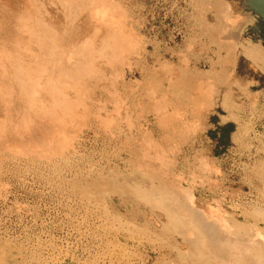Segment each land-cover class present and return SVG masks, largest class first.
<instances>
[{"label": "rangeland", "instance_id": "rangeland-1", "mask_svg": "<svg viewBox=\"0 0 264 264\" xmlns=\"http://www.w3.org/2000/svg\"><path fill=\"white\" fill-rule=\"evenodd\" d=\"M222 1L223 2L226 1L231 4L230 5L227 3V5L224 6V8H226L225 9L226 13H228L229 17L228 16L227 17L230 19V22L227 19L223 20V18H221L218 15L219 13L218 9L214 6L217 3L215 0H118V1L115 0L114 3L118 4L119 2L120 4H118V6L121 5L120 6L121 9L125 11L123 13H127L124 14L127 16V17L125 16L126 19L128 18V20H125L127 31H129V33L134 36L136 35L135 37L131 35V39L134 40L135 38H137L135 39L137 41L134 40L133 43L135 44L134 45L132 44L131 46L132 48L135 46L134 49L131 48L132 53L134 54L132 55L134 57L133 58L131 57L128 63L122 66L120 65L118 67L119 69L117 70L120 72L119 75H117L118 73L117 71L116 76L115 75L112 76V78L115 79L116 83L117 80L121 82L118 81L119 84L118 83L116 84L114 79L111 78L112 83L113 84L115 83L116 86L113 84L111 86L110 85L108 86L107 84V89L105 88L106 89L105 91L108 90L110 91L109 93L107 92L105 93L103 91L104 90L103 88H99V87L96 88L97 86L91 88L90 91L93 93H91L90 95H92L93 98L94 95H96L95 97L98 98L100 97L99 98L100 101H95L96 99L98 100V98H95L93 100V98H91L90 96L89 99L91 101L87 98V105L89 107L94 106V108L92 109H95L96 112L97 111L100 112L96 113L94 110H91L88 107V110L91 112L89 111L84 112L85 114L82 115L85 108L79 109L82 110V112L79 111V116L73 118L71 120L73 122L71 123L69 122V125L67 124L66 128H64L63 133L66 136L64 142L63 139L65 136L61 135L62 131H59V133L60 132L61 133L58 134V132L54 133L52 131L48 132V130H46L47 131L46 134L44 133L46 132L45 130H41L44 133L43 134L39 130L36 131L34 130L35 134L33 133L32 135L34 136H32L28 134V132L30 133L33 132L31 128H28L29 130H31L28 132L26 131L27 128L26 129L21 128L22 130L25 131V132H21L18 130V128L13 129V127L11 126V129H9L8 126L7 127L8 130L7 128L4 129V131L6 130L5 131L6 133L1 132L2 130L0 129L1 130L0 137H2L0 138L1 150L2 149L4 150V148L5 147L7 148L8 146L11 148L14 144H16L17 141V143L19 144L21 143L20 144L21 147L19 144H16V146L14 145L15 149L16 147L19 146V148H21L20 151H22L25 145L29 146L31 139H33V141L30 143V146L32 148L34 147L33 148L34 150L38 146L37 148L38 150L36 149L37 151H39L38 154L40 153L41 150L42 151L48 150V152L46 151L47 153L45 154L44 153L43 154L40 153L42 155L39 154L40 155L39 157L41 159L36 154H33L34 153L33 149L30 148L31 151L33 150L32 152L27 148L25 149L26 146L23 149L25 151L24 152L25 154L23 155V151L21 152L22 156L20 155L21 153H16V155H14L15 152H17L19 149L17 148L14 151V146L12 147L13 151L11 150V153L14 154L9 153L10 151L9 149H8L9 151L0 152V158H2L0 159V187H1L0 188V264H41V263L42 264H86L87 262H88L87 264H94V263L121 264L122 262H123L122 264H133V263L151 264L150 263L151 261L152 264H158V263L188 264V261L195 256V252L192 250V248L189 249L188 244L186 243V241L184 240L185 238L183 237L192 236L191 238H194L196 237L195 234H192L186 230L182 231L183 234L181 233L179 234V232L177 231L176 233L178 235L169 234L170 237L168 236V234L160 235L156 233L154 236L153 233H151L157 224L156 222H158L159 220V216L156 214H153L152 216V214L149 212L150 211L148 209L149 206L146 205L148 199L142 200V194H141L142 189L140 188H142L143 185L145 188L151 189L153 185L150 183V179H154V176L155 179H157L156 177L160 175L161 171H164V174H166L165 176L163 172L161 174L162 175L161 178L163 180L165 179L164 181H166V179L168 181L170 178H171L170 180L174 181V177L176 176H178L179 179L182 178L181 181L184 187L186 188V191L188 190L189 191L188 193H190L191 191L196 196V200L201 205L213 209L215 208L214 210L217 209L216 211L219 210L218 212H220V214L227 221V223L231 225H237L240 228V231L245 230L244 229L245 228L244 226L246 225L245 223L255 224L256 221L262 222L264 220V199H263L264 198V178H263L264 177V37L261 35L260 32H254L252 30V27H254L257 23L256 15L253 13V11L246 9L244 5V0H229V1L222 0ZM216 32L219 34H217ZM261 32L264 31L261 30ZM167 62H169V64ZM170 72L175 75L171 74ZM172 75L174 76V78L172 77ZM199 80L203 82V85L202 83L199 82ZM197 81L199 83H197ZM193 83L197 84L196 85L197 87L194 85L196 87V88L194 87L195 89L193 88V86H191V84L193 85ZM198 84L201 85V88L198 87ZM113 87H115L116 91L113 89ZM122 88L124 90L127 88L128 90L126 89L125 91H123ZM152 88L154 91L152 90ZM198 88L200 90H198ZM204 88L208 90L209 92V94H207L208 96L211 94L210 98L213 105V109L212 111L206 114H201L199 111H197L198 110L196 108L197 106H195L196 103L193 105L192 100H194L196 96L202 93L204 91ZM129 89L131 90V93ZM193 89L195 90V92H193L194 91ZM146 90L149 91L152 90L151 92L153 93L149 94V91ZM207 90H205L204 92L208 93ZM118 91L119 93L120 91L121 93L122 92L123 93L122 94L120 93L121 94L120 95ZM187 91L190 93V95ZM110 93L111 95L118 93L117 96L119 97V99H117L118 97L116 95H113V97L115 96L116 101H112L114 100V98L111 97V95L110 96L108 95ZM147 94L151 95V97H147ZM163 94H165L166 96H164ZM144 95H146V97ZM163 96H164V100H163ZM188 96L190 97L192 96V98L193 97L194 98L192 99ZM102 98H103V102H102ZM104 98H106L105 102H104ZM152 98H156V99H152ZM122 99L123 100L126 99V100L122 101ZM109 100L111 102H109ZM182 100L184 102H182ZM149 101L151 103L152 101H154V104L153 103L151 104ZM155 101H157V103L159 101L157 106L155 105L156 104ZM163 102H165L164 103L165 105L163 104ZM183 103L186 107L183 105ZM100 104L106 106V109L108 111L105 109V107L99 108L98 106L102 107V105ZM128 104L130 105V107ZM173 104H175L174 105L175 107L173 106ZM96 105H98L97 108ZM152 105H154L155 110L153 109ZM187 105H189V107H187ZM114 106L117 108L119 106L118 110L117 108L115 109ZM163 106L167 107V108L164 107L166 108L167 111L171 110V112L175 113V116H177V114L179 113L178 111H181V113L179 114L180 116H177L180 118V119L178 118L180 122H182L181 118L183 119V122H185L188 119L186 121L187 123L185 122L182 124L179 123V120L174 117L175 121L173 119L171 128H176L178 130L176 131V129H169V131L172 132V135L167 129L170 127L162 126V124L160 125V122L157 121L158 119H160V116L158 115L159 117L157 119V115H155L156 112L158 113L160 112ZM120 108L122 110H120ZM158 108L159 110H157ZM164 108L163 110H165ZM86 110L87 108L85 109V111ZM109 110H111L110 112L114 117L110 115ZM114 110L115 113L114 112L112 113V111ZM172 110L174 111L177 110V111L174 112ZM182 111L185 114H183ZM118 112H120L119 113L120 115L117 114ZM191 112L193 113L192 115ZM108 113H109V117L106 116L108 115ZM181 114L185 116L183 117ZM80 115L82 116L80 117ZM85 115L87 117H85ZM95 115L97 117L100 115L101 119H99L100 116L97 118ZM102 115L104 116V119L102 118L103 117ZM118 115L119 117L121 116L119 118L120 121L117 119ZM125 115L128 116L125 117ZM193 115H195L196 117L195 116L193 117ZM154 116L156 117V119H154L155 118ZM222 116H226L227 118L226 121L221 120ZM79 117L82 120L79 121L83 122L84 123L83 125L81 122H80L81 124L78 122ZM95 117L97 118L98 122ZM191 117H192L191 120H194V123L193 122L189 123L191 125V128H189L190 125L187 124ZM105 118L108 120V123L106 122ZM124 118L126 119L128 125L131 124L135 126V127L133 126L135 130L132 128L131 131L130 127L132 126L129 127L126 126V121H124ZM128 119L130 120V122H128L129 121ZM109 120L114 125H110L111 122ZM153 120L156 121L154 122ZM176 120H178V122ZM131 121H133V123L137 121V123H135L137 125L131 123ZM157 122L160 126L159 125L157 126ZM95 123H97L98 125L97 124L95 125ZM101 123L103 125L107 123L106 129L109 128L108 129L109 131L106 130L104 128L106 126L103 127ZM174 123H176V125ZM177 123H179V125ZM100 124L102 125L101 127ZM141 124H143L144 126ZM185 124L187 125L186 127ZM183 125L185 128L183 127ZM178 126H180L181 128ZM145 128H147L146 129L147 132H145L146 131ZM186 128L188 129L186 130ZM141 129L143 130L140 131ZM9 130L12 131L10 132ZM16 130L18 134L16 133ZM76 130L77 131L79 130V132H77ZM129 130L131 133H129ZM179 130H181V132ZM163 131L167 132L165 133V136L163 134L164 133ZM173 131L176 134L173 133ZM183 131L185 133H183ZM67 132L70 134H68ZM72 132L74 133V135L76 134L75 135L76 139H73V137L75 138V136L73 135ZM20 133L23 135V138L21 137L22 140H26V141H22L20 138L19 139L16 138V136L20 135ZM38 133L42 134L41 135L42 137L44 135V137L42 138L43 140L41 139V141H39L41 136L40 134L38 135ZM49 133H51L50 135H53V133L54 135L56 134L58 135H56V137L49 136V140H47L48 138L44 140L45 136L47 137ZM135 133L139 136H137ZM138 133L140 134L142 133V134L140 135ZM146 133L150 135V137L146 135ZM143 134H145V136L149 138L147 139L145 137H142ZM24 135L27 136V138L30 136V138L27 139L25 137L26 138L25 139ZM133 135L135 138L133 137ZM57 136L58 138L60 137L61 139H58ZM81 137L82 139H80ZM127 137L129 140L127 139ZM166 137H168L169 139L167 138L168 141H166L167 140L166 139L165 140L166 143H165L163 140ZM77 138H79V140ZM141 138L147 139V142L146 140L144 141L146 143L150 144V142L151 143L153 142V144H150V146L154 147V150L157 152L156 155L159 154L160 156L161 150L167 151V152L161 151L162 153H166V157L163 154L164 155L163 157H165L166 159L165 158L161 159L160 157L162 155L159 157V159L157 156V160L161 161V165H160V161L156 162L157 161L156 159H155L156 161H153L154 159L152 157L154 158L156 157L153 156L155 155V153L153 154V152L155 151L151 148L153 150L151 155L150 153L152 150L150 151L149 148L148 149L146 148L148 147V144L147 146L146 144H143ZM162 138L164 139L162 140ZM150 139L151 141L148 142V140ZM9 140L12 141V144H13V140L15 143L12 146H10L11 144L9 143L11 142H9ZM50 140L52 141L51 143H53L54 140L57 143L54 142L52 144L53 146L50 145L49 147L47 141L50 142ZM125 140H127L128 142ZM5 141L6 142L8 141V143H6ZM43 141H45L46 143H44ZM69 141L71 142V144L69 143ZM137 141L139 142L137 143ZM157 141L159 142L158 145L161 144L163 147L160 145L161 148H159L157 145L158 143ZM33 142L34 144L37 145L36 148ZM41 142L43 145L41 144ZM141 142H142L141 146L143 147H140ZM3 143H6L7 146L3 145ZM22 143L24 144V146H22L23 145ZM39 143L40 146L38 145ZM67 143L70 145H68ZM46 144L48 145L47 148H46ZM125 144L128 145L129 147L126 146ZM132 144L133 145L136 144L134 147V148L137 147L136 151L133 148ZM72 145H75L74 148H72L73 147ZM123 145L126 147H124ZM43 146L45 147L43 148ZM157 147L159 149H157ZM142 148H144V150L143 151L140 150L139 153L137 150ZM51 149H53L52 152L50 151ZM26 150H28V152L30 151L31 154H28ZM37 151L35 152L37 153ZM49 151L51 152V154L49 153ZM130 151L133 153L131 154ZM134 151L135 153L138 152L139 154L138 153H137L138 155L135 154ZM144 151L149 153V154L146 153L149 157L145 155ZM65 153L67 154V156ZM142 153H143V157L145 155L144 158L141 156ZM32 155L36 156L37 158H34V156ZM43 155L46 156L44 157ZM42 158L44 159L42 160ZM45 159L46 160L49 159V160L46 162ZM53 159L56 160L54 161ZM141 159L144 161L147 159V162L146 161L143 162ZM131 160L132 162L135 161L134 164L131 162ZM149 160H152V162H150ZM205 160L207 161V164L205 166L206 171L205 170L202 171L205 167L202 166L201 169L200 164L201 162H203L204 164L203 163L202 164L205 165L206 163ZM69 161L72 168L68 164ZM163 162H167V163H163ZM33 163L34 164L37 163L36 165L38 166L36 165L33 166L34 165ZM144 163L145 166H143ZM46 164L49 166L46 167L47 166ZM66 164L68 165V167H66L67 166ZM80 164L83 165L82 168L85 169L81 170ZM158 164L160 165L159 168L161 167L160 171L155 170ZM58 165L60 166V168ZM195 165L196 166L199 165L200 167L197 168ZM207 165L210 168L207 167ZM139 167L140 169L142 168V170H140ZM52 168L54 170H52ZM148 168H150L151 171ZM145 169L146 171H144ZM41 170L43 172L44 171L46 172L43 173ZM152 170L156 171L158 175L154 174L156 172H153ZM94 171L96 173L98 171L99 172L96 174ZM145 173H148V175ZM21 176L23 179L21 178ZM178 177H176V179H178ZM27 178L32 180L26 181L28 180ZM206 178H208L207 179L208 182L206 181ZM55 180H57L58 182ZM185 180L188 182L186 183ZM202 180L204 182H202ZM200 181L202 183H199ZM47 184L49 186H47ZM8 185L11 187H8ZM101 185L105 187L102 188ZM61 186L63 189L61 188ZM64 186L67 187L65 188ZM54 187L55 188L57 187L56 190L53 189ZM59 187L61 188V191ZM115 187H119L120 189L118 188V190H115ZM57 189H59V192L56 193V191H58ZM64 189L65 191L66 190L67 191L66 192L63 191ZM164 189L167 190L168 187H166L165 185H163V187H159L158 189L159 192H157L158 196L157 194L156 195L153 194V196L151 195L149 196V198L154 197V199L152 198V200L159 202L158 201L160 200L159 193H161L160 190H164ZM93 194L95 195L93 196ZM101 198L104 200H102ZM90 199H92L93 201ZM81 200H83V202ZM57 201L59 203H57ZM128 202L131 203L129 204ZM139 203L140 205L138 206ZM68 205H70L71 208H69ZM78 207L79 209H76ZM100 207L103 208L101 209ZM86 208H88L89 210L88 209L86 210ZM134 208L136 209L134 210ZM68 209H70L71 212H69ZM64 210H66L68 213ZM78 213L81 214L79 215ZM222 213H224L225 215ZM244 214L249 215L250 219L248 221L244 220L243 218ZM106 215H109V217ZM139 216L141 218L143 216L146 217V219L147 218L148 219L142 220ZM84 217L86 218L89 217V218L85 220ZM77 218L79 219L77 220ZM77 221L80 223L77 224ZM113 221L116 224L118 223L119 225L118 224L116 225ZM93 222L95 223L98 222L97 223L98 225ZM87 223L89 224L87 225ZM126 224H128L127 227ZM133 225H136L137 227L135 226L134 229ZM75 226L78 227L75 228ZM86 226L89 227V230L88 227ZM147 226L150 228H148ZM178 227L182 228L181 226H176L175 229L178 230ZM129 228H131L132 230ZM140 229L141 230L144 229V230L140 232ZM113 230L115 231V233ZM145 231L147 232V234L143 233ZM87 234L90 236H88ZM141 234L142 237L146 236V238L145 237L142 238ZM111 235H113V237H111ZM136 235L137 236L139 235L138 237L142 239L139 240V238ZM164 237L165 240H163ZM132 238H134V240ZM66 239L69 240L67 241ZM108 240L110 241V243ZM111 243L113 244L111 245ZM107 245L109 248L106 247ZM157 247H160L161 250L156 251L155 248ZM177 247H180L182 251H180V249H178ZM108 249L109 251H107ZM111 249L113 252H111ZM93 252L95 254L98 255L100 254V255L99 256L95 255ZM102 253L104 254V256L102 255ZM131 253H133L132 256ZM134 253H136L137 257L134 256L135 255ZM92 255L95 256L92 258ZM185 255L188 256L190 259H187L188 257H186ZM125 256L127 259L125 258ZM70 257H72V259ZM163 257L164 259H162ZM107 258H109L110 261ZM118 260L120 261L118 262ZM45 261H47L48 263H46ZM96 261L99 263H97ZM128 261H130L131 263Z\"/></svg>", "mask_w": 264, "mask_h": 264}, {"label": "bare ground", "instance_id": "bare-ground-1", "mask_svg": "<svg viewBox=\"0 0 264 264\" xmlns=\"http://www.w3.org/2000/svg\"><path fill=\"white\" fill-rule=\"evenodd\" d=\"M115 1V0H114ZM114 1L112 0H0V130L1 132H5L4 129H6L8 126H9V129H11V126L13 127V129H17L21 132H25L24 130H22L23 128H27V132L28 131H31L29 130L28 128H31L33 130L32 133L28 132L29 135H32L34 133V130H39L41 133H43L41 130H48V132L52 131V132H58L59 131H64V128H66V125L68 124L69 125V122H73L71 121L73 118H76V116H79V111L82 112V110H79V109H83V108H87V110L83 111V114L84 115L85 113L84 112H88V105H87V98L89 99V97L92 95H90L91 92V88H93L94 86L96 88H103L104 92L106 93H109L110 91H105L107 89V84L108 86L112 85V76H116V72L118 71L117 69H119L118 67L121 65H124L126 63H128V61L131 59V57L133 58L134 54L132 53V50H131V46L132 44L134 45L135 43L134 40L137 39L135 38L134 40L131 39V35L129 33V31H127V28H126V21L125 20H128V18L126 19V15L124 14H127V13H123L125 11H123L121 9V5L118 6V4H120L118 2V4L114 3ZM118 1V0H116ZM216 4L214 5L217 9H218V15L224 19H227L229 20L230 22V19L228 18V13H226L224 6L227 5L228 2L226 1H222V0H215ZM229 1V0H228ZM226 2V3H225ZM230 4V3H228ZM231 5V4H230ZM203 6V5H202ZM229 6V5H228ZM206 8V7H205ZM228 8V7H227ZM232 8V7H231ZM230 12V11H229ZM126 16V17H125ZM228 16V17H227ZM233 16V15H232ZM234 18V17H233ZM226 20V22H227ZM232 22V21H231ZM239 22V21H238ZM231 26V25H230ZM227 27V26H226ZM218 29V28H217ZM226 29V28H225ZM215 30V29H214ZM221 30V29H220ZM239 31V29H238ZM131 32V31H130ZM214 32V31H213ZM217 33V32H216ZM223 33V32H222ZM134 34V33H133ZM219 34V33H217ZM134 36V35H132ZM136 36V35H135ZM134 36V37H135ZM220 36V35H219ZM133 37V38H134ZM144 37V36H143ZM141 39V38H140ZM223 39V38H222ZM142 40V39H141ZM137 41V40H135ZM217 41V40H216ZM140 42V41H139ZM221 42V41H219ZM234 43V42H233ZM220 44V43H219ZM222 44V43H221ZM228 44V43H227ZM226 44V45H227ZM218 45V44H217ZM235 45V44H233ZM232 46V45H231ZM135 47V46H134ZM134 47L132 49H134ZM134 51V50H133ZM135 52V51H134ZM230 52V51H229ZM138 53V52H137ZM232 53V52H231ZM230 53V54H231ZM133 54V55H132ZM229 54V53H228ZM136 55V54H135ZM184 55V54H183ZM226 55V54H225ZM137 57V56H136ZM133 60V59H132ZM189 60V59H188ZM134 61V60H133ZM169 64V62H167ZM184 64V63H183ZM166 65V64H165ZM172 65V64H171ZM129 66V64H128ZM164 67V65H163ZM185 67V66H184ZM162 68V67H161ZM121 69V67H120ZM130 70V69H129ZM169 71V70H168ZM174 72V71H173ZM119 71L117 73V75H119ZM125 73V72H124ZM171 73V72H170ZM156 74V73H155ZM173 74V73H171ZM124 75V74H123ZM175 75V74H173ZM172 75V77L174 78V76ZM121 76V75H120ZM168 76V75H167ZM122 77V76H121ZM112 78V79H111ZM116 78V77H115ZM118 78V77H117ZM120 78V77H119ZM169 78V77H168ZM117 80V79H116ZM172 80V79H171ZM115 81V79H114ZM119 80H117V83H118ZM124 81V80H123ZM137 81V80H136ZM121 82V81H119ZM139 82V81H138ZM175 82V81H174ZM195 82V81H194ZM200 83H202L203 85V82L199 80ZM197 81V83H199ZM206 82V81H205ZM116 83V81H115ZM113 84L116 86V84ZM190 83V82H188ZM119 84V83H118ZM168 84V83H167ZM197 84H194L193 85L191 84V86H193V88ZM118 86V85H117ZM207 86V85H206ZM205 86V87H206ZM120 87V85H119ZM122 87V86H121ZM126 87V86H125ZM128 87V86H127ZM131 87V86H130ZM197 87V86H196ZM195 87V88H196ZM198 87L201 88V85L198 84ZM208 87V86H207ZM106 88V89H105ZM111 88V87H110ZM118 88V87H117ZM124 88V87H123ZM122 88V89H123ZM132 88V87H131ZM194 88V89H195ZM198 88V90H200ZM109 89V87H108ZM113 89L115 90V87H113ZM112 89V90H113ZM127 89V88H126ZM125 89V90H126ZM192 89V87H191ZM193 89V90H194ZM95 90V89H94ZM99 90V89H98ZM102 90V89H101ZM111 90V89H110ZM123 89V91H125ZM128 90V89H127ZM130 90V89H129ZM136 90V89H135ZM150 90V88H149ZM149 90H146V91H149ZM153 90V88H152ZM151 90V91H152ZM191 90V91H193ZM197 90V91H198ZM207 90L206 88H204V91ZM96 91V90H95ZM102 91V92H103ZM116 91V90H115ZM114 91V92H115ZM145 91V90H144ZM149 91V94L150 93H153ZM154 91V90H153ZM203 91V92H204ZM100 92V91H99ZM113 92V91H112ZM188 92V91H187ZM195 92V90L193 91ZM200 93L198 96L195 97V102L194 100L193 101V105L196 103L195 106H197L196 108L198 109L197 111H199L201 114H206L210 111H212L213 109V105H212V102H211V98H210V95L208 96L207 94H209L208 90L207 92L208 93ZM96 93V92H94ZM119 93V91H118ZM117 93V94H118ZM121 93V91H120ZM119 93V94H120ZM123 93V92H122ZM121 93V94H122ZM130 93H131V90H130ZM133 93V92H132ZM189 93V92H188ZM187 93V94H188ZM98 94V93H97ZM102 94V93H101ZM117 94H113V95H116ZM120 94V95H121ZM156 94V93H155ZM192 94V92H191ZM105 95V94H104ZM109 96L111 95L108 94ZM113 95H111V97H113ZM125 95V94H124ZM140 95V94H139ZM164 96H166L165 94H163ZM190 95V93H189ZM96 95H94V98H98V97H95ZM123 96V95H122ZM121 96V97H122ZM146 97V95H144ZM154 96V95H153ZM164 96H163V100H164ZM103 97V96H102ZM108 97V96H107ZM118 97V96H117ZM144 97V98H145ZM147 97H151V95H148L147 94ZM156 97V96H155ZM190 97V96H188ZM100 98V97H99ZM98 98V100L96 99L95 101H100ZM114 100L112 101H116V98L115 96L113 97ZM112 98V99H113ZM123 98V97H122ZM157 98V97H156ZM156 98H152V99H156ZM167 98V97H166ZM192 98V96L190 97ZM194 98V97H193ZM192 98V99H193ZM105 99L104 98V102H105ZM109 99V98H107ZM119 99V97L117 98ZM148 99H151V98H148ZM186 99V98H184ZM183 99V100H184ZM189 99V98H187ZM90 100V99H89ZM93 100H92V103H93ZM111 100V99H110ZM109 100V102H111ZM126 99H122V101H125ZM162 100V101H163ZM182 100V102H184ZM191 100V99H190ZM91 101V100H90ZM89 101V102H90ZM107 101V100H106ZM121 101V99H120ZM151 101V100H150ZM149 101V102H150ZM161 101V102H162ZM187 101V100H186ZM189 101V100H188ZM102 102H103V98H102ZM108 102V101H107ZM138 102V101H137ZM156 102V106L157 104V101ZM124 103V102H123ZM139 103V102H138ZM151 103V102H150ZM152 103L154 104V101H152ZM151 103V104H152ZM165 102H163L164 104ZM187 103V102H185ZM192 103V102H191ZM190 103V105H191ZM107 104V103H106ZM119 104V103H118ZM125 104V103H124ZM150 104V105H151ZM176 104V103H175ZM173 104V106L175 105ZM102 105V104H100ZM112 105V104H110ZM115 105V104H114ZM122 105V104H120ZM129 105V104H128ZM128 105H127V108H128ZM137 105V104H136ZM142 105V104H141ZM147 105V104H146ZM165 105V104H164ZM184 105V103H183ZM98 105H96V108H97ZM116 106H117V103H116ZM125 106V105H124ZM153 106V109H154V105ZM155 106V107H156ZM160 106V105H159ZM172 106V107H173ZM182 106V105H181ZM185 106V105H184ZM183 106V107H184ZM99 108H104L106 109V106L102 105V107L98 106ZM112 107V106H111ZM121 107V106H120ZM126 107V106H125ZM130 107V105H129ZM137 107V106H136ZM135 107V108H136ZM139 107V106H138ZM141 107V106H140ZM149 107V106H148ZM166 106H163L160 110V112H156L155 115H157V119L158 117L160 116V119H158L157 121L160 122V125L162 124V126H165V127H170V128H167L168 131L169 129H176V128H171L172 126V121L174 119L175 121V118H179L177 116H180L179 114L181 113V111H178L179 113L177 114V116H175V113L171 112V110L167 111L166 108H164ZM175 107V106H174ZM186 107V106H185ZM187 107H189V105H187ZM94 108V106L92 107H89V109L91 110H94L95 109H92ZM114 108L116 109L117 107L114 106ZM119 108V106H118ZM117 108V110H118ZM123 108V107H122ZM125 108V109H127ZM163 108L165 110H163ZM179 108V107H178ZM195 108V107H194ZM195 108V109H196ZM131 109V108H130ZM129 109V110H130ZM148 109V108H147ZM152 109V108H151ZM152 109V110H153ZM194 109V110H195ZM99 110V109H98ZM101 110V109H100ZM103 110V109H102ZM107 110V109H106ZM113 110V109H112ZM120 110H122L120 108ZM155 110V109H154ZM159 110V108L157 109ZM184 110V108H183ZM93 111V112H94ZM108 111V110H107ZM111 110H109V113L110 115ZM127 111V110H126ZM174 111V110H172ZM177 111V110H176ZM174 111V112H176ZM192 111V110H191ZM91 112V111H89ZM96 112V111H95ZM97 112H100V111H97ZM96 112V113H97ZM115 113V110L112 111V113ZM125 112V111H124ZM198 112V113H199ZM106 113V112H105ZM109 113L108 116L109 117ZM120 112H118L117 114H119ZM122 113V111H121ZM148 113V112H147ZM153 113V112H151ZM183 113V111H182ZM187 113V112H186ZM190 113V112H189ZM81 114V113H80ZM90 114V113H89ZM93 114V113H92ZM99 114V113H98ZM97 114V115H98ZM107 114V113H106ZM140 114V113H139ZM185 114V113H183ZM181 114L183 117L185 115ZM193 113L191 112V115ZM80 115V117L82 116ZM88 115V114H87ZM120 115V114H119ZM119 115L117 116L118 120L119 118ZM130 115V114H129ZM142 115V114H141ZM159 115V116H158ZM174 115V116H173ZM92 116V115H90ZM96 116V115H95ZM100 116V115H99ZM98 116V117H99ZM103 116V115H102ZM113 116V115H112ZM111 116V118H112ZM128 116V115H125V117ZM131 116V115H130ZM195 115H193L194 117ZM79 117L78 119V122L80 123L82 120L81 118ZM85 117H87L85 115ZM97 117V116H96ZM95 117V118H96ZM97 117V118H98ZM107 117V118H108ZM114 117V116H113ZM133 117V116H132ZM140 117V116H139ZM155 117V116H154ZM175 117V118H174ZM196 117V116H195ZM84 118V117H82ZM90 118V117H89ZM96 118V120H97ZM104 119V116L102 117ZM110 118V119H111ZM186 118V117H185ZM88 119V118H87ZM94 119V118H93ZM101 119V116L100 118ZM106 119V118H105ZM109 119V118H108ZM131 119V117H130ZM141 119V118H140ZM156 119V117L154 118ZM180 119V118H179ZM178 119V120H179ZM192 119V117L190 118V120ZM201 119V118H200ZM81 120V121H79ZM84 120V119H83ZM112 120V119H111ZM129 120V119H128ZM178 120H176L178 122ZM188 120V119H187ZM186 120V121H187ZM188 122L187 125H190L189 123H194V120H191ZM196 120V119H195ZM205 120V119H204ZM77 121V120H75ZM74 121V122H75ZM86 121V120H85ZM84 121V122H85ZM102 121V120H101ZM110 121V120H109ZM116 121V120H115ZM120 121V120H119ZM124 121H126V119L124 118ZM154 121V120H153ZM156 121V120H155ZM154 121V122H155ZM181 121L179 120V123H185V119L183 122V119L181 118ZM89 122V121H88ZM96 122V121H95ZM98 122V120H97ZM104 122V121H103ZM102 122V123H103ZM106 122L108 123V120L106 119ZM111 122V121H110ZM130 122V120L128 121ZM202 122V121H201ZM82 125L84 124L83 122H81ZM80 123V124H81ZM94 123V122H93ZM101 123V124H102ZM107 123L104 126L105 129L107 128ZM131 123H133V121H131ZM135 123H137V121H135ZM133 123V124H135ZM179 123H177L179 125ZM187 123V122H186ZM73 124V123H72ZM97 123H95L96 125ZM100 124V127L102 126ZM130 124V123H129ZM176 125V123H174ZM75 125V124H74ZM79 125V124H77ZM81 125V126H82ZM87 125V124H86ZM92 125V124H91ZM98 125V124H97ZM110 125H114L112 124V122L110 123ZM109 125V126H110ZM117 125V124H116ZM137 125V124H135ZM139 125V124H138ZM143 125V124H141ZM140 125V126H141ZM158 122H157V126H158ZM159 125V126H160ZM185 124V127L187 126ZM88 126V125H87ZM119 126V124H118ZM126 126H132L130 127V130L133 128L134 125H128L127 121H126ZM144 126V125H143ZM181 126V125H180ZM178 126V127H180ZM84 127V126H83ZM89 127V126H88ZM98 127V126H96ZM123 127V125H122ZM125 127V126H124ZM135 127V126H134ZM137 127V126H136ZM174 127V126H173ZM184 127V125H183ZM184 127V128H185ZM22 128V129H21ZM75 128V127H74ZM93 128V127H92ZM144 128V127H142ZM159 128V127H158ZM181 128V127H180ZM182 128V129H184ZM191 128V125L190 127ZM12 129V130H13ZM21 129V130H20ZM76 129V128H75ZM82 129V127H81ZM101 129V128H100ZM109 129V128H108ZM106 129V130H108ZM134 129V128H133ZM140 129V127H139ZM147 128H145L146 130ZM163 129V127H162ZM188 128H186L187 130ZM8 130V128H7ZM12 130H9L10 132ZM72 130V128H71ZM91 130V128H90ZM104 130V129H103ZM119 130V129H118ZM129 130V133H131ZM135 130V129H134ZM143 129H141L140 131H142ZM178 129H176L177 131ZM185 130V131H186ZM190 130V129H189ZM188 130V131H189ZM198 130V128H197ZM8 131V132H9ZM67 131V130H66ZM74 131V129H73ZM77 131V130H76ZM82 131V130H81ZM80 131V132H81ZM88 131V129H87ZM109 131V130H108ZM106 131V132H108ZM132 131V130H131ZM137 131V129H136ZM149 131V130H148ZM167 131V130H165ZM181 132V130H179ZM193 131V130H192ZM51 132V133H52ZM69 132V131H68ZM67 132V133H68ZM79 132V130L77 131ZM76 132V133H77ZM91 132V131H90ZM95 132V131H94ZM115 132V131H114ZM139 132V131H138ZM147 132V130L145 131ZM164 132V131H163ZM162 132V133H163ZM170 132V131H169ZM6 133V132H5ZM4 133V134H5ZM16 133H17V130H16ZM47 134V131L44 132ZM43 133V134H44ZM51 133H49L47 135V137L45 136L44 140H46V138H48L47 140H49V136L52 137V136H55L58 135H50ZM61 135L65 136L64 133ZM73 133V132H72ZM71 133V134H72ZM83 133V132H82ZM88 133V132H87ZM96 133V132H95ZM111 133V132H110ZM124 133V132H123ZM144 133V132H142ZM141 133V134H142ZM165 133L167 132H164V136H165ZM171 135H172V132H170ZM169 133V134H170ZM173 133H175L173 131ZM183 133H185L183 131ZM18 134V133H17ZM16 134V135H17ZM26 134V133H25ZM35 134V133H34ZM37 134V133H36ZM40 133H38L39 135ZM45 134V135H46ZM70 134V133H68ZM98 134V133H97ZM134 134V133H133ZM136 134V133H135ZM140 134V133H138ZM140 134V135H141ZM152 134V133H151ZM176 134V133H175ZM180 134V133H179ZM182 134V133H181ZM9 135V134H8ZM20 135H22L20 133ZM16 136V138H20L22 140L23 138V135L22 136ZM37 135V136H38ZM42 134H40L41 136ZM74 135V133H73ZM72 135V136H73ZM76 135V134H75ZM74 135V136H75ZM111 135V134H109ZM137 135V134H136ZM146 135H148L146 133ZM168 135V134H167ZM166 135V136H167ZM15 136V134H14ZM34 136V135H32ZM63 136H62V139H63ZM113 136V135H112ZM128 136V135H127ZM132 136V134H131ZM139 136V135H137ZM150 137V135H148ZM22 137V138H21ZM27 138V136L24 135V138ZM39 137V136H38ZM44 137V135H43ZM41 136L40 140L43 138ZM54 137V138H55ZM80 137V135H79ZM85 137V136H84ZM83 137V138H84ZM110 137V136H109ZM123 137V136H122ZM129 137V136H128ZM127 137V139H128ZM134 137V135H133ZM142 137H145L147 138V136H145V134H143ZM148 137V138H149ZM161 137V136H160ZM171 137V136H169ZM2 138V137H0ZM12 138V137H11ZM25 138V139H26ZM30 136L27 138L29 139ZM53 138V139H54ZM58 138V136H57ZM86 138V137H85ZM114 138V137H113ZM112 138V139H113ZM135 138V137H134ZM132 138V139H134ZM138 138V137H137ZM145 138H141L143 141V144H148V147H146L147 149L149 148L150 151L153 149L154 150V147H151L150 144H153V142L150 144L149 143H146L147 142V139ZM168 137H166L165 139L162 138V140L166 143V141H168L167 139ZM13 139V138H12ZM15 139V138H14ZM17 139V140H18ZM38 139V138H37ZM52 139V141H53ZM58 139H61L60 137ZM66 139V136L64 137L63 139V142L64 140ZM71 139V138H70ZM69 139V140H70ZM73 139H76V136L75 138L73 137ZM72 139V140H73ZM79 140V138H77ZM82 139V137L80 138ZM120 139V138H119ZM167 139V140H166ZM5 140V139H4ZM11 140V139H10ZM11 144L10 146H12L15 142L13 140V144H12V141H10ZM43 140V139H42ZM129 140V139H128ZM135 140H138V139H135ZM146 140V142H144ZM158 140V139H157ZM161 140V139H160ZM166 140V141H165ZM174 140V139H173ZM16 141V140H15ZM20 141V140H19ZM22 141H26V140H22ZM30 141V140H28ZM27 141V143H28ZM33 141V139H31L30 143ZM50 140L47 141L49 147L50 145H52L54 142H56L54 140L53 143ZM71 141V140H70ZM69 141V143L71 144V142ZM113 141V140H112ZM116 141V140H115ZM123 141H124V138H123ZM127 141V140H125ZM132 141V140H131ZM134 141V140H133ZM151 141L148 140V142ZM156 141V140H155ZM154 141V143H155ZM159 141V140H158ZM157 141V142H158ZM6 142V141H5ZM44 143H46L45 141H43ZM62 142V141H61ZM62 142V143H63ZM68 142V141H67ZM84 142V141H83ZM128 142V141H127ZM139 141H137L138 143ZM162 142V141H161ZM173 142V141H172ZM8 143V141L6 142ZM6 143H3V145L7 146ZM30 143H29V146H30ZM57 143V142H56ZM79 143V141H78ZM117 143V142H116ZM126 143V142H125ZM136 143V144H137ZM16 144H19L17 143L16 141ZM16 144H14L16 146ZM21 144V143H20ZM19 144V145H20ZM23 144V143H22ZM34 144V142H33ZM32 144V145H33ZM42 144V142H41ZM68 144V143H67ZM68 144V145H70ZM73 144V142H72ZM83 144V143H82ZM122 144V143H120ZM124 144V143H123ZM129 144V143H128ZM135 144V145H136ZM159 144V142L157 143V145ZM13 145V146H14ZM35 145V148H36V144ZM33 145V146H34ZM40 146V143L38 144ZM43 145V144H42ZM45 145V144H44ZM48 145L46 144V148L48 147ZM55 145H58V144H55ZM62 145V144H61ZM64 145V144H63ZM77 145V144H76ZM126 145V144H125ZM130 145V144H129ZM133 145V144H132ZM135 145H133V148L135 147ZM138 145V144H137ZM142 145V142L140 144V147H143L141 146ZM156 145V144H155ZM161 145V144H160ZM158 145L159 148H161V146ZM4 146V147H5ZM12 146V147H13ZM15 146H14V151L19 148L16 147L15 149ZM24 146V144L22 145ZM26 146V147H25ZM25 149H29L31 151V149H33L31 146L29 147L28 145H25ZM53 146V145H52ZM60 146V145H59ZM74 148L75 145H72ZM122 146V145H121ZM124 146V145H123ZM128 146V145H126ZM124 146V147H126ZM139 146V145H138ZM3 147V148H4ZM12 147L10 148L9 146L4 150L0 149V152L2 151H9V153H11V150H12ZM21 147V145H20ZM23 147V149H24ZM29 147V148H28ZM45 146H43L44 148ZM56 147V146H55ZM54 147V148H55ZM64 147V146H62ZM66 147V146H65ZM78 147V146H77ZM120 147V146H119ZM129 147V146H128ZM157 147V149H159ZM163 147V146H162ZM1 148V147H0ZM31 148V149H30ZM38 148V146H37ZM36 148V149H37ZM40 148V147H39ZM58 148V147H57ZM71 148V146H70ZM79 148V147H78ZM121 148V147H120ZM123 148V147H122ZM145 148V147H144ZM144 148L142 149H139L137 150L138 152L140 150H144ZM152 148V149H151ZM156 148V147H155ZM177 148V147H176ZM9 149V150H8ZM22 149L23 151V155L25 154L24 150ZM34 150V153L33 154H36L38 157L40 155H42L43 153H47L48 150L46 151H40V153L42 154H38L39 151L37 150ZM56 149V148H55ZM54 149V150H55ZM61 149V148H60ZM67 149V148H66ZM69 149V148H68ZM84 149V148H83ZM125 149V148H124ZM135 151L137 149L134 148ZM165 149V148H164ZM171 149V148H170ZM21 148L18 149L17 152L14 153H11V154H14L16 155V153H21L22 151H20ZM32 150V151H33ZM53 149H51L50 151L52 152ZM120 150V149H119ZM129 150V149H128ZM153 150L151 151V155H152V152ZM13 151V150H12ZM20 151V152H19ZM30 151L28 152V150H26V152L28 154H31ZM31 151V152H32ZM37 151V153L35 152ZM49 151V153L51 154V152ZM58 151V150H57ZM64 151V150H63ZM77 151V150H76ZM79 151V150H78ZM123 151V149H122ZM126 151V150H125ZM134 151V153H135ZM146 151V150H145ZM144 151V152H145ZM155 151V150H154ZM162 152H167L166 150H161ZM160 151V156L159 154H157V152H153V154L155 153V155L153 156H156L155 158L152 157L153 161H156L157 160V156H158V159L159 157L162 159V158H165L166 157V153H162ZM170 151V150H169ZM66 152V151H65ZM84 152V151H83ZM131 152V151H130ZM137 152V153H138ZM26 153V154H27ZM127 153V152H126ZM133 152H131L132 154ZM135 153V154H137ZM140 153V152H139ZM138 153V154H139ZM146 153L148 152H145V155L148 156ZM10 154V155H11ZM53 154V153H52ZM66 154V153H65ZM80 154V153H79ZM84 154V153H83ZM130 154V153H129ZM130 154V155H131ZM137 154V155H138ZM149 154V153H148ZM165 157H163L164 155ZM19 155V154H18ZM22 156V153L20 154ZM49 155V154H48ZM134 155V154H133ZM144 155V157H145ZM27 156V155H26ZM29 156V155H28ZM34 156V155H32ZM44 156V155H43ZM46 156V155H45ZM44 156V157H45ZM51 156V155H50ZM49 156V157H50ZM56 156V155H55ZM58 156V155H57ZM67 156V154H66ZM69 156V155H68ZM71 156V155H70ZM128 156V155H127ZM135 156V155H134ZM140 156V155H139ZM141 156L143 157V153L141 154ZM13 157V156H11ZM25 157V156H24ZM53 157V156H52ZM51 157V158H52ZM143 157V158H144ZM149 157V156H148ZM7 158V157H6ZM15 158V157H14ZM34 158H37L36 156H34ZM40 158V157H39ZM38 158V159H39ZM48 158V157H47ZM50 158V159H51ZM140 158V157H139ZM147 158V157H146ZM2 159V158H0ZM8 159V158H7ZM21 159V157H20ZM25 159V158H24ZM41 159V158H40ZM44 158H42L43 160ZM57 159V157H56ZM55 159V160H56ZM60 159V158H59ZM62 159V158H61ZM131 159V158H130ZM137 159V158H136ZM135 159V161H136ZM148 159V158H147ZM147 159L145 160L147 162ZM156 159V160H155ZM166 159V158H165ZM197 159V158H196ZM11 160V159H10ZM28 160V159H27ZM31 160V159H30ZM49 160V159H48ZM48 160L45 159V161L47 162ZM54 160V159H53ZM54 160V161H55ZM72 160V159H71ZM83 160V159H82ZM142 160V159H141ZM140 160V161H141ZM152 160H149L150 162H152ZM164 160V159H163ZM172 160V159H171ZM130 161V160H129ZM131 162L134 164V162ZM143 162H145L144 160H142ZM160 161V160H159ZM158 160L156 162H159ZM187 161V160H186ZM204 161V160H203ZM206 161V160H205ZM29 162V161H28ZM50 162V161H49ZM48 162V163H49ZM60 162V161H59ZM58 162V163H59ZM75 162V161H74ZM80 162V161H79ZM128 162V161H127ZM168 162V161H167ZM167 162H163V163H167ZM15 163V162H14ZM17 163V162H16ZM35 163V162H34ZM33 163V164H34ZM67 163V162H66ZM120 163V162H119ZM142 163V162H141ZM155 163V162H154ZM153 163V164H154ZM200 163V161H199ZM198 163V164H199ZM203 162H201V169H202V166L205 167L206 164H207V161L205 163V165L202 164ZM37 164V163H36ZM36 164H34L33 166H35ZM44 164V163H43ZM55 164V163H54ZM64 164V162H63ZM62 164V165H63ZM68 164L70 165V161L68 162ZM84 164V163H83ZM140 164V163H139ZM156 164V163H155ZM169 164V163H168ZM193 164V163H192ZM196 164V163H195ZM42 165V164H41ZM47 165V164H46ZM57 165V164H56ZM61 165V163H60ZM67 165V164H66ZM76 165V164H75ZM81 165V164H80ZM85 165V164H84ZM130 165V164H129ZM138 165V164H137ZM136 165V167H137ZM141 165V164H140ZM147 165V164H146ZM152 165V164H150ZM160 165H161V161H160ZM159 164L157 165V167H153L155 168V170H158L160 171L161 167L159 168L160 166ZM167 165V164H165ZM197 165V164H196ZM195 165V166H196ZM16 166V165H15ZM26 166V165H25ZM31 166V164H30ZM38 166V165H36ZM49 165H47L46 167H48ZM59 166V165H58ZM83 165H81V170L82 169H85V168H82ZM89 166V165H88ZM87 166V167H88ZM139 166V165H138ZM145 166V163L144 165ZM18 167V166H17ZM41 167V166H40ZM44 167V166H43ZM55 167V166H54ZM64 167V166H63ZM68 167V165L66 166ZM71 167V165H70ZM149 167V166H148ZM151 167V166H150ZM163 167V166H162ZM165 167V166H164ZM197 168H199L200 166H196ZM207 167H209L207 165ZM27 168V167H26ZM31 168V167H30ZM58 168V167H57ZM60 168V166H59ZM72 168V167H71ZM89 168V167H88ZM97 168V167H96ZM144 168H147V167H144ZM152 168V167H151ZM159 168V169H157ZM210 168V167H209ZM28 169V168H27ZM26 169V170H27ZM50 169V168H48ZM63 169V168H62ZM76 169V168H75ZM94 169V168H93ZM136 169V168H135ZM138 169V167H137ZM140 169V167H139ZM150 170V168H148ZM206 169V167L202 170L204 171ZM208 169V168H207ZM37 170V169H36ZM39 170V169H38ZM44 170V169H43ZM52 170H54L52 168ZM59 170V169H58ZM64 170V169H63ZM66 170V169H65ZM100 170V169H99ZM103 170V169H102ZM142 170V168L140 169ZM154 170V169H153ZM152 170V171H153ZM20 171V170H19ZM42 171V170H41ZM50 171V170H49ZM69 171V170H67ZM76 171V170H75ZM78 171V170H77ZM89 171V170H88ZM87 171V172H88ZM93 171V170H92ZM96 171V169H95ZM94 171V172H95ZM124 171V170H123ZM146 171V169L144 170ZM151 171V170H150ZM206 171V170H205ZM211 171V170H210ZM43 172V171H42ZM46 172V171H44ZM43 172V173H44ZM99 172V171H98ZM97 172V173H98ZM122 172V171H121ZM140 172V171H139ZM142 172V171H141ZM153 172H156V171H153ZM164 174V171H161L160 175ZM262 172V171H261ZM18 173V172H17ZM28 173V172H27ZM26 173V174H27ZM51 173V172H49ZM85 173V172H84ZM90 173H91V170H90ZM88 173V174H90ZM96 173V172H95ZM96 173V174H97ZM174 173V172H173ZM263 173V172H262ZM20 174V173H19ZM25 174V173H23ZM37 174V173H36ZM71 174V173H70ZM76 174V173H75ZM105 174V173H104ZM109 174V173H107ZM126 174V173H125ZM148 175V173H145ZM152 174V173H150ZM156 175H158V173H154ZM153 174V175H154ZM168 174V173H167ZM21 175V174H20ZM32 175V174H31ZM35 175V174H34ZM47 175V174H46ZM129 175V174H128ZM158 175L155 179V176H154V179H150V183L153 185V187L151 189H148V188H145L143 185H142V200H145V199H148L146 205L149 206L148 209L150 210L149 212L152 214H156L159 216V220L158 222H156V226L154 228V230L151 232L153 233V235L155 236V234H160V235H163V234H172V235H178L176 233L179 232V234H183V230H186V231H189L190 233L192 234H195L196 237L194 238H191V237H188V236H185L183 238H185L184 240L186 241V243L188 244V247L189 249L192 248V250L195 252V256L191 258V260L188 261V264H264V220L262 222L260 221H256L255 224H247L245 223L246 225L244 226L245 230L244 231H240V228L237 226V225H231L229 223H227V221L223 218V216L220 214V212L214 210L213 208H210V207H206V206H203L201 205L197 200H196V196L190 191V193H188L189 191L187 190L186 191V188L184 187L181 179H179L178 176V179H176V177H174V181L173 180H168L166 179V181H164L161 177L162 175L160 176ZM166 174H164L165 176ZM14 176V175H13ZM17 176V174H16ZM28 176V175H27ZM33 176V175H32ZM43 176V175H42ZM41 176V177H42ZM45 176V175H44ZM50 176V174H49ZM113 176V175H112ZM152 176V175H151ZM150 176V177H151ZM180 176V175H179ZM199 176V175H198ZM40 177V178H41ZM91 177V176H90ZM98 177V176H97ZM146 177V176H145ZM149 177V178H150ZM169 177V175H168ZM263 177V176H262ZM261 177V178H262ZM22 178V176H21ZM26 178V177H25ZM38 178V177H37ZM36 178V179H37ZM43 178V177H42ZM41 178V179H42ZM54 178V177H53ZM56 178V177H55ZM115 178V177H113ZM173 178V176H172ZM199 178V177H197ZM203 178V177H202ZM264 178V177H263ZM23 179V178H22ZM28 179V178H27ZM35 179V178H34ZM39 179V178H38ZM44 179V178H43ZM47 179V178H45ZM84 179V178H83ZM100 179V178H98ZM117 179V178H116ZM201 179V177H200ZM208 178H206V181H207ZM29 180H32V179H28L26 181H29ZM49 180V178H48ZM59 180V179H58ZM193 180V179H192ZM205 180V179H204ZM21 181V180H20ZM36 181V180H35ZM57 181V180H55ZM62 181V180H61ZM210 181V179H209ZM213 181V180H212ZM23 182V181H22ZM45 182V181H44ZM49 182V181H48ZM58 182V181H57ZM71 182V181H70ZM69 182V183H70ZM93 182V181H92ZM122 182V181H121ZM120 182V183H121ZM126 182V181H125ZM134 182V181H133ZM185 182L187 183L188 181L185 180ZM202 182H204L202 180ZM201 181L199 183H202ZM208 182V181H207ZM31 183V182H30ZM67 183V182H65ZM77 183V182H75ZM96 183V182H95ZM115 183V182H114ZM206 183V182H205ZM25 184V183H24ZM45 184V183H44ZM51 184V183H50ZM55 184V183H54ZM80 184V183H79ZM101 184V183H100ZM104 184V183H103ZM116 184V183H115ZM196 184V183H195ZM31 185V184H29ZM56 185V184H55ZM70 185V184H69ZM74 185H77V184H74ZM107 185V184H106ZM134 185V184H133ZM163 185H165L166 187H168L167 190H160L161 193H159V197H160V200H158L159 202H156V201H153L152 198L154 199V197L152 198H149V196H153V194H157L158 196V193L159 192V187H163ZM204 185V184H202ZM24 186V185H23ZM33 186V185H32ZM45 186V185H44ZM47 186H49L47 184ZM102 188L105 187L103 185H101ZM135 186V185H134ZM151 186V185H150ZM8 187H11L8 185ZM27 187V186H25ZM65 187V186H64ZM67 187V186H66ZM65 187V188H66ZM88 187V186H87ZM139 187V186H138ZM1 188V187H0ZM57 188V187H56ZM56 188L54 187L53 189L56 190ZM60 188V187H59ZM62 188V186H61ZM61 188H60V191H61ZM83 188H84V185H83ZM109 188V186H108ZM119 187H115V190H118ZM63 189V188H62ZM68 189V188H67ZM76 189V188H75ZM120 189V188H119ZM129 189V188H128ZM189 189V188H188ZM6 190V189H5ZM59 192V189H57ZM69 190V189H68ZM82 190V189H81ZM80 190V191H81ZM158 190V191H157ZM37 191V190H36ZM65 191V189L63 190ZM67 191V190H66ZM65 191V192H66ZM88 191V190H87ZM131 191V190H130ZM54 192V191H53ZM94 192V191H92ZM96 192V191H95ZM141 192V191H140ZM71 193V192H70ZM77 193V191H76ZM75 193V194H76ZM86 193V192H85ZM188 193V194H186ZM65 194V193H64ZM82 194V192H81ZM91 194V193H89ZM88 194V195H89ZM61 195V194H60ZM95 194H93L94 196ZM102 195V194H101ZM106 195V194H105ZM109 195V194H108ZM115 195V194H114ZM80 196V195H79ZM130 196H131V193H130ZM63 197V196H62ZM67 197V195H66ZM71 197V196H70ZM91 197V196H90ZM135 197V196H134ZM250 197V196H249ZM81 198V197H80ZM83 198V196H82ZM117 198V197H116ZM120 198V197H119ZM76 199V198H75ZM102 199V198H101ZM264 199V198H263ZM89 200V199H88ZM92 200V199H90ZM104 200V199H102ZM125 200V199H124ZM208 200V199H207ZM247 200V199H246ZM62 201H63V198H62ZM83 202V200H81ZM87 201V200H86ZM93 201V200H92ZM95 201V200H94ZM121 201V200H120ZM90 202V201H89ZM115 202V201H114ZM123 202V201H122ZM143 202V201H142ZM57 203H59L57 201ZM78 203V202H77ZM88 203V202H87ZM100 203V202H99ZM110 203V202H109ZM127 203V202H126ZM129 203V202H128ZM131 203V202H130ZM129 203V204H130ZM202 203V202H201ZM239 203V202H238ZM251 203V202H250ZM65 204V203H64ZM72 204V203H71ZM74 204V203H73ZM92 204V203H91ZM113 204V202H112ZM123 204V203H122ZM237 204V203H236ZM45 205V204H44ZM54 205V204H53ZM76 205V204H75ZM93 205V204H92ZM100 205V204H99ZM102 205V204H101ZM132 205V204H131ZM140 205V203L138 204V206ZM241 205V204H240ZM65 206V205H64ZM69 208L70 205H68ZM73 206V205H71ZM120 206V205H119ZM133 206V205H132ZM137 206V207H138ZM142 206V205H141ZM67 207V206H66ZM76 207V206H75ZM126 207V206H125ZM101 208V207H100ZM103 208V207H102ZM101 208V209H102ZM119 208V207H118ZM117 208V209H118ZM146 208V207H145ZM253 208V207H252ZM63 209V208H62ZM72 209H75V208H72ZM76 209H79L76 208ZM88 208H86L87 210ZM95 209V208H94ZM98 209V207H97ZM96 209V210H97ZM136 208H134L135 210ZM143 209V208H142ZM249 209V208H248ZM69 212L70 209H68ZM85 210V211H86ZM89 210V209H88ZM104 210V209H103ZM107 210V209H106ZM119 210V209H118ZM128 210V209H127ZM243 210V209H242ZM241 210V211H242ZM245 210V209H244ZM66 211V210H64ZM77 211V210H75ZM94 211V210H93ZM109 211V210H108ZM131 211V210H129ZM141 211V210H140ZM147 211V210H146ZM247 211V210H246ZM67 212V211H66ZM82 212V211H81ZM96 212V211H95ZM111 212V211H110ZM134 212V211H132ZM130 212V213H132ZM68 213V212H67ZM73 213V212H72ZM104 213V212H103ZM137 213V212H136ZM139 213V212H138ZM79 215L81 213H78ZM85 214V213H84ZM100 214V213H98ZM102 214V213H101ZM134 214V213H133ZM224 214V213H222ZM236 214V213H235ZM148 215V214H147ZM225 215V214H224ZM238 215V214H237ZM240 215V214H239ZM257 215V214H256ZM66 216V215H64ZM98 216V215H97ZM109 217V215H106ZM132 216V215H131ZM103 217V216H101ZM99 217V218H101ZM107 217V218H108ZM112 217V216H111ZM135 217V216H134ZM140 217V216H139ZM150 217V216H149ZM85 220L88 219L89 217H84ZM95 218V217H94ZM98 218V217H97ZM105 218V219H107ZM119 218V217H118ZM141 218V217H140ZM241 218V217H240ZM243 218L245 221H248L250 218H249V215L247 214H244L243 215ZM79 218H77L78 220ZM83 219V217H82ZM126 219V218H125ZM142 220H147L146 217H143L141 218ZM154 219V218H153ZM242 219V218H241ZM98 220V219H96ZM121 220V219H120ZM238 220V219H236ZM255 220V219H254ZM84 221V219H83ZM101 221V220H100ZM252 221V220H251ZM82 222V221H81ZM99 222V221H98ZM97 222V223H98ZM114 222V221H113ZM138 222V221H137ZM238 222V221H237ZM42 223V222H41ZM66 223V222H65ZM73 223V222H72ZM80 223L77 221V224ZM83 223V222H82ZM86 223V222H85ZM95 223V222H93ZM92 223V224H93ZM95 223V224H97ZM115 223V222H114ZM120 223V222H119ZM130 223V222H128ZM69 224V223H68ZM84 224V223H83ZM89 223H87L88 225ZM101 224V222H100ZM113 224V223H111ZM116 224V223H115ZM118 224V223H117ZM116 224V225H117ZM122 224V223H121ZM263 224V225H262ZM73 225H76V224H73ZM98 225V224H97ZM119 225V224H118ZM128 224H126V227H127ZM148 225V224H147ZM79 226V225H78ZM77 226V227H78ZM82 226V225H81ZM134 229H135V226L136 225H133ZM150 226V224H149ZM176 226H181L182 228L178 227V230L175 229ZM72 227V226H71ZM75 226V228H77ZM88 227V226H86ZM94 227V226H93ZM103 227V225H102ZM114 227V226H113ZM137 227V226H136ZM148 227V226H147ZM83 228V227H82ZM110 228V227H109ZM108 228V229H109ZM117 228V227H116ZM122 228V227H121ZM132 228V227H131ZM129 228V229H131ZM141 228V227H140ZM150 228V227H148ZM153 228V227H152ZM47 229V228H46ZM72 229V228H71ZM86 229V228H85ZM84 229V230H85ZM94 229V228H93ZM104 229V227H103ZM107 229V228H106ZM105 229V230H106ZM111 229V228H110ZM113 229V228H112ZM79 230V229H78ZM88 230H89V227H88ZM95 230V229H94ZM98 230V228H97ZM104 230V231H105ZM115 230V229H114ZM113 230V231H114ZM117 230V229H116ZM132 230V229H131ZM144 230V229H143ZM140 229V232L143 231ZM151 230V229H150ZM73 231H74V228H73ZM72 231V232H73ZM111 231V230H110ZM126 231V230H125ZM139 231V230H138ZM147 231V230H146ZM145 231V232H146ZM149 231V230H148ZM88 232V231H87ZM92 232V231H91ZM117 232V231H116ZM119 232V231H118ZM123 232V231H122ZM135 232V231H134ZM143 232L144 234H147V232L145 233ZM96 233V232H95ZM103 233V231H102ZM107 233V232H106ZM105 233V234H106ZM115 233V231H114ZM70 234V233H69ZM79 234V233H78ZM91 234V233H90ZM135 234V233H134ZM137 234V233H136ZM139 234V233H138ZM149 234V233H148ZM187 234V233H185ZM80 235V234H79ZM83 235H86V234H83ZM88 235V234H87ZM97 235V234H96ZM99 235V234H98ZM107 235V234H106ZM105 235V236H106ZM151 235V234H150ZM56 236V235H55ZM90 236V235H88ZM100 236V235H99ZM115 236V235H114ZM132 236V235H131ZM130 236V237H131ZM137 236V235H136ZM135 236V237H136ZM139 236V235H138ZM137 236V237H138ZM152 236V235H151ZM194 236V235H193ZM78 237V235H77ZM76 237V238H77ZM81 237V236H80ZM111 237H113V235H111ZM125 237V236H123ZM141 237H142V234H141ZM146 238V236H143ZM142 237V238H143ZM150 237V236H149ZM170 237V236H169ZM176 237V236H175ZM84 238V237H83ZM82 238V239H83ZM106 238V237H105ZM119 238V237H118ZM117 238V240H118ZM139 240L140 237H138ZM177 238V237H176ZM89 239V237H88ZM87 239V240H88ZM121 239V238H120ZM134 240V238H132ZM136 239V238H135ZM149 239V238H148ZM158 239V238H156ZM51 240V239H50ZM49 240V241H50ZM67 240V239H66ZM69 240V239H68ZM67 240V241H68ZM80 240V239H79ZM96 240V239H95ZM103 240V239H102ZM110 240V239H109ZM108 240V241H109ZM151 240V238H150ZM155 240V239H153ZM165 240V237L164 239ZM172 240V239H171ZM48 241V242H49ZM100 241V240H99ZM105 241V240H104ZM138 241V240H137ZM162 241V240H161ZM66 242V241H65ZM88 242V241H87ZM92 242V241H91ZM103 242V241H101ZM113 242V241H111ZM147 242V241H146ZM67 243V242H66ZM80 243V242H79ZM110 243V241H109ZM159 243V242H158ZM157 243V244H158ZM98 244V243H97ZM113 243H111L112 245ZM149 244V243H148ZM160 244V243H159ZM185 244V243H184ZM94 245V244H93ZM151 245V244H150ZM153 245V244H152ZM46 246V245H45ZM76 246V245H75ZM114 246V245H113ZM112 246V247H113ZM93 247V246H92ZM90 247V248H92ZM108 247V245L106 246ZM105 247V248H106ZM111 247V248H112ZM117 247V246H115ZM114 247V248H115ZM121 247V246H120ZM119 247V248H120ZM123 247V246H122ZM185 247V246H184ZM187 247V245H186ZM66 248V247H65ZM94 248V247H93ZM100 248V247H99ZM103 248V247H102ZM104 248V249H105ZM109 248V247H108ZM124 248V247H123ZM178 249H180V251H182V249L180 247H177ZM88 249V248H87ZM156 251H160V247H157L155 248ZM52 250V249H51ZM54 250V249H53ZM96 250V249H95ZM152 250V249H151ZM175 250V249H174ZM89 251V250H88ZM87 251V252H88ZM109 251V249L107 250ZM154 251V249H153ZM164 251V249H163ZM176 251V250H175ZM47 252V251H46ZM95 252V251H94ZM93 252V253H94ZM98 252V251H97ZM111 252L112 249H111ZM110 252V253H111ZM125 252V251H124ZM68 253V252H67ZM89 253V252H88ZM87 253V254H88ZM106 253V252H105ZM117 253V252H116ZM160 253V252H159ZM182 253V252H181ZM180 253V254H181ZM189 253V251H188ZM187 253V255H188ZM65 254V253H64ZM95 254V253H94ZM121 254V253H120ZM133 253H131V256H132ZM135 257L136 256V253H134ZM158 254V253H157ZM185 254V253H184ZM95 255H98V254H95ZM94 255V256H95ZM100 255V254H99ZM98 255V256H99ZM102 255L104 256V254L102 253ZM167 255V254H166ZM51 256V255H50ZM48 256V257H50ZM53 256V255H52ZM92 255V258L94 257ZM113 256V255H111ZM110 256V257H111ZM116 256V255H115ZM114 256V257H115ZM118 256V255H117ZM128 256V255H127ZM144 256V255H143ZM148 256V255H147ZM171 256V255H170ZM186 256V255H185ZM56 257V256H55ZM109 257V258H110ZM130 257V255H129ZM166 257V256H165ZM188 257V256H186ZM42 258V257H41ZM72 259V257H70ZM105 258V257H104ZM107 258V259H109ZM126 258V256H125ZM139 258V256H138ZM55 259V258H53ZM99 259V258H98ZM111 259V258H110ZM109 259V261H110ZM121 259V258H119ZM127 259V258H126ZM154 259V258H153ZM164 259V257L162 258ZM187 259H190L189 257ZM38 260V259H37ZM36 260V261H37ZM48 260V259H47ZM87 260H90V259H87ZM102 260V259H101ZM112 260V259H111ZM114 260V258H113ZM193 260V262H192ZM93 261V260H91ZM120 260H118L119 262ZM126 261V260H125ZM133 261V260H132ZM135 261V260H134ZM137 261V260H136ZM154 261V260H153ZM42 262V261H41ZM40 262V263H41ZM46 263H48L47 261H45ZM52 262V261H51ZM56 262V261H55ZM59 262V260H58ZM97 262V261H96ZM104 262V261H103ZM113 262V261H111ZM130 262V261H128ZM141 262H142V259H141ZM155 262V261H154ZM39 263V262H38ZM88 263V262H87ZM86 263V264H87ZM93 263V262H92ZM99 263V262H97ZM105 263V262H104ZM117 263V262H116ZM123 263V262H122ZM121 263V264H122ZM131 263V262H130ZM133 263V262H132ZM152 264V261L150 262ZM167 263V262H166ZM184 263V262H183ZM42 264V263H41ZM95 264V263H94ZM118 264V263H117ZM134 264V263H133ZM144 264V263H143ZM159 264V263H158ZM165 264V263H164ZM170 264V263H168ZM173 264V263H171Z\"/></svg>", "mask_w": 264, "mask_h": 264}, {"label": "water", "instance_id": "water-1", "mask_svg": "<svg viewBox=\"0 0 264 264\" xmlns=\"http://www.w3.org/2000/svg\"><path fill=\"white\" fill-rule=\"evenodd\" d=\"M246 9L253 11L256 15L257 23L252 30L254 32H260L264 37V0H244Z\"/></svg>", "mask_w": 264, "mask_h": 264}, {"label": "crops", "instance_id": "crops-1", "mask_svg": "<svg viewBox=\"0 0 264 264\" xmlns=\"http://www.w3.org/2000/svg\"><path fill=\"white\" fill-rule=\"evenodd\" d=\"M226 119H227L226 116H222V117H221V120H222V121H226Z\"/></svg>", "mask_w": 264, "mask_h": 264}]
</instances>
